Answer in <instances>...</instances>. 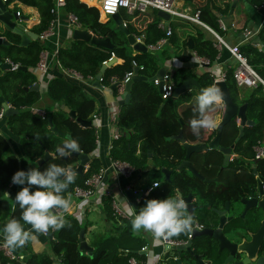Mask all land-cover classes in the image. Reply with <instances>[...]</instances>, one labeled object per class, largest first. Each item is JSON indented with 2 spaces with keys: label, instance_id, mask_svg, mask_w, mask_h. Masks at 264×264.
Instances as JSON below:
<instances>
[{
  "label": "trees",
  "instance_id": "obj_1",
  "mask_svg": "<svg viewBox=\"0 0 264 264\" xmlns=\"http://www.w3.org/2000/svg\"><path fill=\"white\" fill-rule=\"evenodd\" d=\"M19 1L35 6L39 13V21L32 27L33 31L37 33L45 28L51 17L48 10L52 3L51 0ZM183 1L195 4L198 8L199 19L215 29L216 26L211 20L214 18L211 10L225 13L230 8V0ZM253 1L259 2V0ZM63 6L67 12L76 16L82 28L99 36H105L110 32V41L113 45L110 49H106L88 44L80 39H72L66 46L57 47L54 59L57 60L60 67H71L83 76L94 77L101 63L111 58V54L120 58V61L112 62L106 66L98 77V81L102 85L114 83L111 92L115 95L119 91L118 89L122 88L120 82L122 75L132 67L131 60L142 66V68L136 69L139 74L150 77L155 74L162 60L170 55L167 45L172 46L171 53L181 61L188 60L190 56V51L186 48V39L189 36H192L194 40L191 49L196 55L206 58L208 64L216 53L212 40L202 39L201 33L197 30L196 35H191L190 21L177 16L168 19L170 34L161 44L159 51H137L132 49L125 34L114 26L110 18L104 21L98 20V12L94 6L87 5L80 0H65ZM118 12L128 32L133 35H141L144 44L154 43L164 35L163 29L157 25L159 16L156 12L150 14L135 10L128 13L123 9ZM1 34L6 36L9 43L0 44V61L7 57L13 62H18V65L34 66L40 51L45 48L37 38L31 39L24 45H19L17 34L5 29ZM258 35L263 38V30H260ZM238 49L248 64L263 75L264 70L261 63L264 62V49H259L248 41L240 44ZM233 65L225 68L223 80L231 100L236 104L245 103L246 119L252 120V123L243 125L242 133L237 138L236 116H232L222 124L218 146L232 145L233 157L227 164L222 163V153L217 147L191 151L187 156L190 164L204 177L213 179L231 177L225 179L230 182L231 187L223 190L220 195L212 187L204 189L205 183L187 169L177 168L179 161L184 158V147L177 139L171 138V135L180 130L184 142L201 143L208 142L216 131V129L201 130L200 135L196 136L192 133L190 125L187 124L185 129V123L179 117L175 106L180 100L189 98L191 94L180 93L176 97L162 99L156 85L151 80L138 79L131 83L129 98L120 104L115 121L120 134L112 140L108 155L112 159L127 162L133 168L138 169L140 174L150 172L151 176H155L157 173L162 174L156 167L171 169L168 179H164L162 174L161 181H156L159 182L158 187L147 188L146 194L140 197L136 210L145 206L149 199H165L168 196H173L174 189L182 194L195 195L198 199L203 196L209 204L217 205L221 199L244 195L247 189L241 188L240 185L254 184L256 179L264 182V156L254 159L252 149L256 143L264 147V89L260 84L253 87L237 86L231 75ZM188 73L186 67L176 68L171 74L174 85L178 84ZM196 79L201 89L211 85L213 81V77L208 71L199 74ZM32 81H34V75L26 69L16 68L1 71L0 95L3 100L17 109L16 112L7 116V124L15 134L24 136L25 149L30 158L41 157L46 150L51 152L52 156L36 165L39 170H45L50 164L74 168L78 161L74 154L59 159L52 158L56 156V147L62 145L67 137L52 131L47 124L46 116L50 115L53 126L68 133L71 138L79 142L80 152L89 153L94 148L96 133L91 125H79L63 110L43 111L41 114L32 111L30 107L38 99L39 93L36 90L24 88ZM45 93L52 101L60 102L68 110L72 109L75 116L81 119H90L93 108L92 97L77 83L68 81L63 75L54 76L48 80ZM195 104L187 105V112H194ZM221 108L222 104L215 108L213 114H220ZM215 117L218 118L220 115ZM147 150L153 159V166L150 168H146ZM250 165H254V173ZM99 166V159L90 156L85 169H82L81 173H76L75 183L71 184L63 195L65 197L69 194L72 195L73 186L82 185L83 180L91 172L96 171ZM15 172H17L16 158L8 151L7 142L0 135V221L6 223L10 219H20L21 217L22 210L19 206L17 205L15 209L12 206L15 197L11 200L4 194ZM235 177H238L239 180H232ZM233 183L236 184V188L232 187ZM102 210L105 212L107 220L114 222L112 224L114 231L107 233L96 230L89 231L88 244L92 246L90 254L77 247V232L79 229L85 231L86 224L79 222L72 214H66L70 227L66 226L59 231L48 232L52 234V238L49 239V250L52 255L58 258L60 264H127L129 255L142 257L138 250L144 243L132 232L128 217L117 219L112 215L108 195L102 197ZM185 237L186 234H181L174 238ZM23 258L24 264H53L50 255L46 253H31ZM0 264H18V262L7 259L0 252Z\"/></svg>",
  "mask_w": 264,
  "mask_h": 264
},
{
  "label": "crops",
  "instance_id": "obj_2",
  "mask_svg": "<svg viewBox=\"0 0 264 264\" xmlns=\"http://www.w3.org/2000/svg\"><path fill=\"white\" fill-rule=\"evenodd\" d=\"M85 3H88V1ZM5 4H6V7L10 9L11 11H14V13L16 10L19 11V15H16L15 13L16 15L15 23L20 24L21 26H26L27 30L25 31H33L32 27H34L39 21V13L35 6L25 4L19 0H7L5 1ZM184 4L187 5L191 10L193 8H197L195 4L193 3L184 2ZM87 5H90V4H87ZM230 9L231 11H229ZM211 11H212V14L214 15V18L211 20H213L212 22L216 26V29L213 28L210 24L205 23L202 20L201 21L205 25L213 29L215 32H217L228 45L237 44L239 46L243 42L247 41L243 39L242 29L244 27H247L252 32H254L252 33V36L250 38L258 41L259 43L263 45L264 43L263 41L264 40V0H259L258 3L254 2L253 0H238L236 1L235 5L233 7H230L228 11L225 13H220L213 9ZM153 12L154 10L148 11V13L150 14ZM67 13L69 12H67L64 9V6L58 9L56 23L53 28V33L43 41V45L45 46L47 50L46 70L44 72L39 73V72H36L34 66H30V65L29 66L22 65V66H25L26 67L25 69L30 71L34 75V81H32L31 84L33 82H36L37 88L31 89V90H36L39 93V97L32 104V107L37 108L38 111L40 112L41 111L48 112V111H52L56 109L63 110L66 113L68 111V109L65 106H63L60 102H55L54 100L52 101L45 93L48 80L54 76L63 75L65 79H67L68 81L77 83L78 85H80L82 89L92 97V100H93L92 113H95L97 116L98 126L95 131L96 133L95 146L87 154H88V157L95 156L99 159L100 166L104 168V172L101 175L100 184L97 190L89 197L78 198L70 194L67 195V197H70L72 201V208H71L70 214H72L79 222H85L86 224V230L85 231L83 230V237L85 241L88 243L89 238H87V236H88V232L91 230H96V231L105 232V233L114 231L113 225H112L114 222H112L111 220L108 221L105 216V212L102 210V197L106 195V193L108 195L115 194L116 197L118 198L120 205L123 207L125 211L127 203H129L126 197L122 193V190L125 188V186L128 185L132 190L140 191L141 188H143L146 185H147V188L153 187L151 182L157 181V178H152L153 176H151L150 172L145 173V174H140L138 173V169H135V168H134L133 173L130 175V177H124V176L118 175L114 171V169L111 168V166L109 165L108 151L112 143V140H110V128L107 124V118L109 117L111 113H113V115L117 117L119 109H120V104L124 103L123 98L125 95V90L122 85V89H118L119 91L115 95L111 92V89L113 87L110 88L109 87L110 85H108V89L106 87L107 85H102L100 83H99L100 87L95 86L93 84L94 78L87 80V81H76L70 78L69 76L64 75L61 72L60 67L56 65L54 58L51 56L50 53H51L52 48H54L55 45L56 46H66L72 40L71 38L72 25H70L68 22ZM100 15H101L100 17H102V14ZM104 20L105 18H102V21ZM218 20L222 21L224 28L220 27ZM167 23H168V20H167ZM190 23H191V26H189V29L191 30V35H196L197 33L196 30H197L201 33L202 39H209L213 41V35L206 27L200 24L191 22V21ZM79 28H82V27H79ZM260 30H263V38H261L258 35ZM3 31L4 29L0 27V35L4 36L6 39V36L4 34H1L3 33ZM189 37L192 39V36H189ZM135 41H140V40H135ZM193 43H194V40L192 39V46H193ZM167 47L170 52V55L164 58L160 64L165 69V71H168L171 74L175 71L176 68H178L179 66H183L188 69L189 71L188 75H191L195 79L199 74L206 71L207 65L197 61V59L194 57V54L196 53L192 49L188 48L187 45H186V48L188 49V51H190L189 52L190 56L188 60L186 61H181L177 56L171 53L172 46L167 45ZM160 49L161 47L157 49H153V51H159ZM110 56L114 57L115 59L113 63L120 61V58L114 56L113 54H111ZM235 63H236V60L232 56V54L229 53V51L226 48H222L218 51L216 50V53L213 59L208 64V66L209 68H211V71H212L211 74L213 78L216 77V79H219L220 78L219 75L221 73H224L225 68ZM4 69L5 68L0 69V73ZM9 70H13V69H9ZM30 85H26L24 86V88L29 89L28 87ZM200 91L201 89H197L195 87H191L190 89L184 90L181 94L190 93L191 94L190 97L185 100H180L175 106L179 117H181V119L183 120V123H185V129H186L187 124L190 125L189 124L190 120L194 118L195 116L194 112H187L186 110L187 105H189L190 103L192 104L197 103L196 97L198 96ZM173 97H176V96H173ZM3 101L8 106H11L12 108H14L16 112L17 109L13 107L12 104H10L9 102L5 100ZM195 107H196V104H195ZM10 114L4 115L2 113V115L0 116V135L5 138L7 145H8V151L12 153L13 156L16 158L17 171L18 170L27 171L30 168H36V165H37L36 160L39 157L32 159L28 156L26 149H25L26 143H25L24 136L15 134L10 129L9 125L7 124V116H9ZM216 115H220V114H216ZM217 120H219V117L217 118ZM47 152L51 154V152L49 151ZM147 156H148V159L146 160V168H150L153 166V159L150 157L149 151L147 152ZM250 167H252V165H250ZM82 169L84 170V165ZM149 176L151 177L150 182H148L150 179ZM21 188H22V185L13 184L12 179H11L8 183L7 188L4 191V194L5 192L9 193L10 199L13 200V198L21 190ZM146 191L143 194H141L140 197L146 194ZM176 191L177 190L174 189L173 196L175 195ZM5 224H6L5 221H0V235L1 236H3L2 229ZM132 232L134 234H138L139 231H135L132 229ZM148 236L150 237L149 244L147 245L144 243L146 245L145 259L147 263L154 264L157 255H159L162 249H161V245L159 244V242H157V239H155L151 234H149ZM26 245L27 247L25 246L22 249L15 250L16 253L21 255L22 257L27 256L31 253H46L51 256L52 260L56 259L53 261V264H57V263L60 264V262H58V258L52 255V253L49 250V239L47 238V236H44L39 233L35 234L34 238L31 241H29ZM140 258H144V255L142 254V257ZM157 261L159 262V260ZM158 262H156V264H159Z\"/></svg>",
  "mask_w": 264,
  "mask_h": 264
},
{
  "label": "clouds",
  "instance_id": "obj_3",
  "mask_svg": "<svg viewBox=\"0 0 264 264\" xmlns=\"http://www.w3.org/2000/svg\"><path fill=\"white\" fill-rule=\"evenodd\" d=\"M196 101V115L189 124L192 133L199 136L201 130H214L219 126L213 113L223 103V92L215 84L209 85L201 89ZM79 151V142L67 137L62 145L56 147V156L52 158L67 157ZM75 180L74 169L58 164H50L43 171L30 168L15 172L12 183L24 187L16 194L12 206L15 209L18 205L22 211L20 219H10L2 229L6 247L11 250L22 249L35 234H47L70 227L66 214L71 211L72 201L63 193ZM158 186L159 182L153 185ZM5 196L10 199L9 193L5 192ZM125 212L133 230L150 233L157 240L167 241L186 234L195 224V218L189 213L188 204L180 193L165 199H149L139 211L127 203Z\"/></svg>",
  "mask_w": 264,
  "mask_h": 264
},
{
  "label": "built area",
  "instance_id": "obj_4",
  "mask_svg": "<svg viewBox=\"0 0 264 264\" xmlns=\"http://www.w3.org/2000/svg\"><path fill=\"white\" fill-rule=\"evenodd\" d=\"M6 1V0H2ZM82 2H87L86 0H80ZM94 3H85V4H90L94 6L97 9L98 12V20L102 21V18L108 19L110 14L114 12H118L120 9L125 10V12L131 13L132 11H140V12H148L150 10H162L168 13L169 17L170 16H177L186 20H189L191 22L200 24L204 27H206L213 35V41L212 45L216 48V50H220L222 48H226L229 53L232 54V56L235 58L236 63L233 65L231 75L232 78L237 86H242V87H253L257 84H260L262 88L264 89V74L261 75L256 69H254L248 62L246 61L245 57L239 52L238 45H228L222 37L215 32L213 29L205 25L198 17V9L193 8L192 10L184 4L183 0H90ZM51 5L49 6V12L51 14V17L48 21V24L46 25L45 28L40 30L39 32L36 33V38L38 39L39 42L43 43V41L50 36L53 33V28L56 23V17H57V12L58 9L63 7L65 0H52ZM16 15H19V11H15ZM102 14V18L100 17ZM67 19L70 25L72 27H81V24L78 22L76 16L72 13H67ZM168 20V19H167ZM167 20L159 16V20L157 21L158 27L163 29L164 35L160 37L158 40H156L154 43L150 44H144L142 42L141 35H133L135 40H140L147 49L153 50L157 49L161 46V44L166 40L167 36L170 34V28L168 26ZM220 27L224 28V25L221 20H218ZM122 23L125 25L124 21L122 20ZM22 30L25 31L27 30L26 26H21ZM252 32L249 28L244 27L242 29V34H243V39L247 40L249 43L252 45L256 46L259 49H264L263 45L259 43L258 41L250 38L252 36ZM58 46H54L51 50V56L54 58L56 49ZM46 55H47V50L46 48H43L40 53H39V58L37 62L34 65V68L36 72H44L47 68L46 65ZM194 57L197 59V61L207 65L206 71H208L211 74V68L208 66V60L202 56H198L194 54ZM2 61L9 63V68L8 69H16L18 67V62H13L7 57H5ZM56 65L60 67L59 63L57 60H55ZM131 69L127 70L124 72L122 75L120 82L123 85L124 81H126L129 76L132 74V71L134 68L140 69L142 68L141 65H137L134 60H131ZM261 67L264 70V62L261 63ZM61 72L69 76L70 78L76 80V81H87L90 80L94 77L90 75L83 76L80 72L76 71L75 69L71 67H60ZM212 75V74H211ZM213 77V76H212ZM219 79L223 78V73L219 75ZM213 78V80H215ZM98 80V78H97ZM152 83L157 86L158 82L161 81L160 84V97L162 99L168 98L172 96V90L174 83L171 78V74L168 71H164L161 75V77H153L152 78ZM108 89V85L106 86ZM122 89V88H121ZM32 111L39 112L40 114L42 111H38L37 108L30 107ZM3 113V108H0V116ZM238 120V118L236 117ZM90 125L93 127L94 131H96V128L98 126L97 123V116L95 113H91L90 116ZM116 117L111 113L109 117L107 118V124L110 128V140L116 139L119 134L120 130L118 126L115 123ZM253 149V158L258 159L264 156V147L256 143L252 146ZM233 157V153L228 155V160H231ZM109 165L111 168L114 169V171L121 176L124 177H130V175L133 173L134 168L128 164L125 161L118 160V159H112L109 157ZM86 167V164H84V169ZM104 172V168L99 166L98 169L94 172H91L84 180L82 185H74L72 189V195L78 198H87L90 195H92L98 188L100 184V179L101 175ZM12 179V178H11ZM260 180V179H259ZM261 182V191L264 193V182L260 180ZM156 181H152L151 184L154 185ZM125 188H130L128 185L125 186ZM136 191V190H133ZM120 192V191H119ZM121 193V192H120ZM106 195H108L106 193ZM110 197V208H111V213L112 215L119 219L121 217L127 218L126 212L124 211L123 207L120 205L118 198L116 197L115 194H109ZM140 196L136 198L137 201H139ZM139 211V209L137 210ZM200 226V223L195 221V224L193 227L198 228ZM150 234V233H149ZM46 236L47 234H42ZM152 235V234H151ZM189 232L187 233L186 237H189ZM0 252L2 255H4L7 259L10 260H16L18 264L22 263L21 260V255L17 253H13V251L9 248L6 247L3 236L0 235ZM159 244L161 245V252L159 255H157L155 259V263L158 262L159 257L161 254H164L168 249H170L171 246H174L176 244L182 243L183 239H175L172 238L170 240H157ZM139 250H143L144 253H141L144 255V258H137L134 255H129L127 257V264H149L147 263L145 256H146V245L143 244L139 247Z\"/></svg>",
  "mask_w": 264,
  "mask_h": 264
},
{
  "label": "water",
  "instance_id": "obj_5",
  "mask_svg": "<svg viewBox=\"0 0 264 264\" xmlns=\"http://www.w3.org/2000/svg\"><path fill=\"white\" fill-rule=\"evenodd\" d=\"M236 1H238V0H230V7H233L235 5ZM229 11H231V9ZM156 14L158 16L166 19V20L169 18L168 13H166L165 11H162V10H157ZM109 18L113 21L114 26L125 34V37H126L128 44H130L134 50H137V51L149 50L145 47V45L142 42L135 41L133 35L128 32L126 26L122 23V19L119 15V12H114V13L110 14ZM15 19H16V15H15L14 11H10L6 7L5 2L0 0V27L5 29V30L11 31V32L17 34L19 37V42H18L19 45L26 44V42L29 41L30 39H36V33L35 32L23 31L21 25L15 23ZM110 34L111 33L108 32V33H106L105 36H99V35L92 33L91 31H89L86 28H77V27L71 28V38L72 39H80V40L87 42L88 44H91V45H94L97 47L106 48V49H110L113 45L112 42L110 41ZM8 43H9V41L6 40L4 36L0 35V44H8ZM186 45L188 48L191 49L192 39L190 37H188L186 39ZM114 60H115L114 57H111V58L107 59L105 62L101 63L98 71L94 75L93 84L95 86L100 87V84H99L97 78L100 76V74L104 70V68L106 66L110 65V63H112ZM3 68L8 69L9 63L4 62V61H0V69H3ZM18 68L25 69L26 67L19 65ZM164 71H165V69L160 65L159 68L156 70L154 75H152L150 77H146L142 74H139L136 71V68H134L132 71V74L123 83V88L125 90V95H124L123 101L126 102L127 99L129 98V88H130V85L133 81L138 80V79L152 80V78L155 76L160 78ZM160 84H161V81H159L157 86H156L158 92H160ZM213 84L218 86L223 92V103H222V108H221V112H220V117L218 120L219 126L216 128L214 136L208 142H201V143L184 142L180 130L176 134L170 136L171 138L177 139L180 143H182V145L184 147V158L179 161V163L177 164V168H185L192 175H194L198 179L204 180V181H208L211 179L204 177L190 164V162L187 159L189 152L201 151V150H204L205 148H208V147H217L218 150L222 153V163L227 164L228 163V155L231 152V148H232L231 146L232 145L218 146V139H219L220 128H221L222 124H224L232 116H236L238 118V121H237L238 133L236 136V138H237L242 133V126L245 124L252 123V120L246 119V116L244 113L245 103L236 104L231 100L230 95L228 94L224 80L223 79H215L212 81L211 85H213ZM109 87L110 88L114 87V83H111ZM191 87L201 89V87L198 85V82L196 81V79L194 77H192L191 75H186L178 84L173 86L172 96H177L178 94L182 93L184 90L190 89ZM28 88L29 89H36L37 83L33 82ZM0 103H1V107L3 108V114L4 115H8L10 113L15 112L14 108H12L11 106H8L3 101L1 95H0ZM67 115L69 117L73 118L81 126H89L91 123L90 119H81V118L75 116V113L72 109H69L67 111ZM46 121H47V124L51 128L52 131H54L55 133H58V134H63V135H65V137H70L68 133H64L52 125L50 115L46 116ZM72 154L76 155L78 158L77 165L72 169H74L76 173H81L83 165L86 164V162L88 161V158H89L88 154L80 152V151L79 152H73ZM50 156H52V154L45 151L43 153V155L36 160V164L38 165L40 162H42L44 159H46ZM156 168L161 171L164 179H168V176H169V173L171 172V169L165 168V167H156ZM254 171H255L254 165H252V172L254 173ZM256 183H257L256 192H253V193L249 194V196L242 198V202L245 204V207L257 206L262 210V212H263V217L261 219V225H262V224H264V193H262V191H261V182L259 179L256 180ZM146 189H147V185L144 186L143 188H141L140 191H133L131 188H124L122 190V193L126 197L128 202L130 203V205L136 209V207H137L136 198L139 197L141 194H143L146 191ZM176 193H180V192L176 191L175 194ZM182 196L188 204L189 213L193 215V209L196 206V204L193 201V197L191 196L190 193L182 194ZM203 234H207V233H205L203 230H198L196 228H192V230H191L192 236L203 235ZM47 238L48 239L52 238V234L47 233ZM77 241H78L77 247L79 250L85 251L88 254L91 253L92 247L85 241V239L83 237V229L78 230ZM189 242H190V239L188 238L187 240H185L182 243L171 246L170 251L173 252L172 249H174V251H176V250L190 251V248L188 245ZM240 244L241 243L237 244L236 252H238L239 254H242L244 257L238 261H234L233 259H231V257L229 258V256L228 257L226 256V258L220 264H229V263L230 264H237V262H238V264H246V260L248 261V260L254 259L255 254L254 255L251 254V251L248 250L247 246H245V245L241 246ZM222 247H224V246H222ZM224 248L227 250L228 255H229L231 253L230 250L227 249L226 247H224ZM12 251L14 254L16 253L15 250H12ZM138 253H144V251L138 250ZM259 258H261V257H258V259ZM174 260H175L176 264H181V261L179 258H175ZM21 264H24V263L22 262ZM198 264H213V263H211L210 261H198Z\"/></svg>",
  "mask_w": 264,
  "mask_h": 264
},
{
  "label": "flooded vegetation",
  "instance_id": "obj_6",
  "mask_svg": "<svg viewBox=\"0 0 264 264\" xmlns=\"http://www.w3.org/2000/svg\"><path fill=\"white\" fill-rule=\"evenodd\" d=\"M229 178L231 177L221 179L209 177L211 180L201 181L205 183L204 189L212 187L220 195L223 190L231 187L230 182L225 180ZM232 180L238 181L239 178L235 177ZM256 180L254 184L246 183L244 185H240L239 181L240 187L247 189L244 195L221 199L217 202V205L209 204L203 196V198L198 199L197 196L191 195L196 204L193 209V216L195 221L200 223L198 228H193L203 230L207 234L192 236L190 231L189 237L179 238L183 239V242L188 238L190 239L188 244L190 251H174L172 249L171 256L165 254L164 257H161L160 255L159 260L162 259L160 264H176L175 258H179L181 264H198V261H210L213 264H220L226 256L238 261L244 257L236 252L238 243H241V246H247L251 254H255L254 259L246 260V264H264V224L261 225L263 212L257 206L245 207L242 202V198L256 192ZM232 187L236 188L237 186L233 183ZM222 246L229 249L231 253L228 255L227 250ZM258 257L261 258L258 259Z\"/></svg>",
  "mask_w": 264,
  "mask_h": 264
},
{
  "label": "rangeland",
  "instance_id": "obj_7",
  "mask_svg": "<svg viewBox=\"0 0 264 264\" xmlns=\"http://www.w3.org/2000/svg\"><path fill=\"white\" fill-rule=\"evenodd\" d=\"M10 10V9H9ZM11 11V10H10ZM154 12H156V11H154ZM149 181L148 182H150V180H151V177L149 176ZM152 178H157V181H161L160 179L162 178V174H160V173H157L156 174V176H153ZM140 239H141V241L143 242V243H145V244H149V239H150V237L148 236L149 235V233H147V232H144V231H139L138 232V234H136ZM87 238H88V236H87ZM165 254H167V255H169V256H171L172 255V252H170V251H167V252H165L164 254H162L161 255V257H164V255ZM51 257V256H50ZM52 259V258H51ZM54 260H56V259H54ZM54 260H52V262L54 261ZM161 260L162 259H160L159 260V264L161 263Z\"/></svg>",
  "mask_w": 264,
  "mask_h": 264
},
{
  "label": "bare ground",
  "instance_id": "obj_8",
  "mask_svg": "<svg viewBox=\"0 0 264 264\" xmlns=\"http://www.w3.org/2000/svg\"><path fill=\"white\" fill-rule=\"evenodd\" d=\"M86 1H88V3H94V2H92V1H90V0H86Z\"/></svg>",
  "mask_w": 264,
  "mask_h": 264
}]
</instances>
